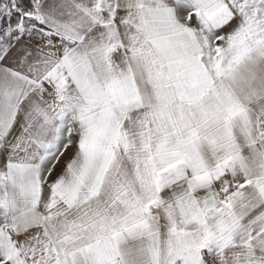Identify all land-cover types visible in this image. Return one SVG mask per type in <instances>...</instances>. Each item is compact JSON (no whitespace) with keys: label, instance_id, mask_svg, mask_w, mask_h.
<instances>
[{"label":"snow or ice","instance_id":"obj_1","mask_svg":"<svg viewBox=\"0 0 264 264\" xmlns=\"http://www.w3.org/2000/svg\"><path fill=\"white\" fill-rule=\"evenodd\" d=\"M0 264H264V0H0Z\"/></svg>","mask_w":264,"mask_h":264}]
</instances>
